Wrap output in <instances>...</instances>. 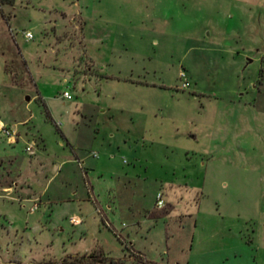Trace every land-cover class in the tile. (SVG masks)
<instances>
[{"label": "rangeland", "instance_id": "obj_1", "mask_svg": "<svg viewBox=\"0 0 264 264\" xmlns=\"http://www.w3.org/2000/svg\"><path fill=\"white\" fill-rule=\"evenodd\" d=\"M1 124L0 264H264V0H0Z\"/></svg>", "mask_w": 264, "mask_h": 264}, {"label": "built area", "instance_id": "obj_2", "mask_svg": "<svg viewBox=\"0 0 264 264\" xmlns=\"http://www.w3.org/2000/svg\"><path fill=\"white\" fill-rule=\"evenodd\" d=\"M25 37H27V38H31V35H30L29 33H26V34H25ZM62 96L65 97V98H68V97H69L68 93H66V92H63V93H62ZM0 130H1L2 132L5 133V136L9 137V140H10L11 142H14V137H13V135H11V136L9 135V132L5 130V126H4L3 124L0 125ZM26 150H27V151H30V148L27 147ZM155 206H156L157 208H160V207L162 206V199H161V196H160L159 193H157L156 196H155ZM33 208H34V207H32L30 210L32 211ZM70 221H73V218H70Z\"/></svg>", "mask_w": 264, "mask_h": 264}, {"label": "trees", "instance_id": "obj_3", "mask_svg": "<svg viewBox=\"0 0 264 264\" xmlns=\"http://www.w3.org/2000/svg\"><path fill=\"white\" fill-rule=\"evenodd\" d=\"M88 258H90V259H95L96 256H95V255H90V256H88Z\"/></svg>", "mask_w": 264, "mask_h": 264}, {"label": "water", "instance_id": "obj_4", "mask_svg": "<svg viewBox=\"0 0 264 264\" xmlns=\"http://www.w3.org/2000/svg\"><path fill=\"white\" fill-rule=\"evenodd\" d=\"M247 61L249 62V60H247ZM25 99H26V100H28V98H27V97H26Z\"/></svg>", "mask_w": 264, "mask_h": 264}]
</instances>
